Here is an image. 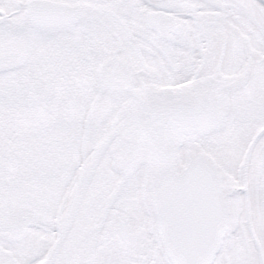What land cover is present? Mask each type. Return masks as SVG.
<instances>
[{
	"label": "snow or ice",
	"instance_id": "obj_1",
	"mask_svg": "<svg viewBox=\"0 0 264 264\" xmlns=\"http://www.w3.org/2000/svg\"><path fill=\"white\" fill-rule=\"evenodd\" d=\"M0 264H264V0H0Z\"/></svg>",
	"mask_w": 264,
	"mask_h": 264
}]
</instances>
